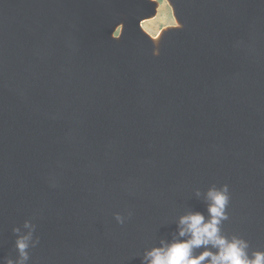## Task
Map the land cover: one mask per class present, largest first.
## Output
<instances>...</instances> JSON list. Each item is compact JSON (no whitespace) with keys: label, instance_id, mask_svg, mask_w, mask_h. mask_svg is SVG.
Instances as JSON below:
<instances>
[{"label":"water","instance_id":"1","mask_svg":"<svg viewBox=\"0 0 264 264\" xmlns=\"http://www.w3.org/2000/svg\"><path fill=\"white\" fill-rule=\"evenodd\" d=\"M179 4L160 53L149 0H0V259L141 264L223 184L264 251V0Z\"/></svg>","mask_w":264,"mask_h":264},{"label":"clouds","instance_id":"2","mask_svg":"<svg viewBox=\"0 0 264 264\" xmlns=\"http://www.w3.org/2000/svg\"><path fill=\"white\" fill-rule=\"evenodd\" d=\"M195 192L197 197L201 195L199 189ZM204 198L207 204V218L199 211L181 215L173 239H162L159 246L145 249L141 264H264V251H250L247 240L235 234L229 237L222 230L223 222L229 219V186L223 184L218 188L212 185L204 193ZM114 219L122 225L126 217L115 213ZM25 227L30 228L29 233L17 236L15 241L17 257L2 258L0 264H27L28 249L35 247L39 238L32 240L35 225L30 221H25ZM12 231L15 234L20 230L13 228ZM198 249L203 251L197 252Z\"/></svg>","mask_w":264,"mask_h":264},{"label":"rangeland","instance_id":"3","mask_svg":"<svg viewBox=\"0 0 264 264\" xmlns=\"http://www.w3.org/2000/svg\"><path fill=\"white\" fill-rule=\"evenodd\" d=\"M153 7L150 13L144 16L141 25L151 34H157L164 27L181 26L182 23L175 16L168 0H149ZM123 22L115 26L113 36L119 37L123 30Z\"/></svg>","mask_w":264,"mask_h":264},{"label":"bare ground","instance_id":"4","mask_svg":"<svg viewBox=\"0 0 264 264\" xmlns=\"http://www.w3.org/2000/svg\"><path fill=\"white\" fill-rule=\"evenodd\" d=\"M168 1L172 6L176 17L177 16L179 17V11H180L179 0H168ZM140 27L142 33L149 39L155 50H157L160 53L166 49L173 36V30L176 29L174 27H164L157 34L153 35L145 28H143L142 25Z\"/></svg>","mask_w":264,"mask_h":264}]
</instances>
